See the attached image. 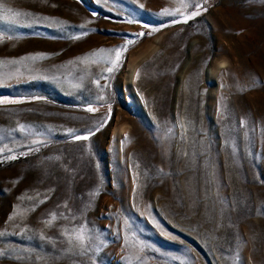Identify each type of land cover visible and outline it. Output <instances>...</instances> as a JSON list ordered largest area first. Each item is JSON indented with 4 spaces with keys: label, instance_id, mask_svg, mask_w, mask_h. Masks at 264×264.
<instances>
[{
    "label": "rangeland",
    "instance_id": "obj_1",
    "mask_svg": "<svg viewBox=\"0 0 264 264\" xmlns=\"http://www.w3.org/2000/svg\"><path fill=\"white\" fill-rule=\"evenodd\" d=\"M0 5V264H264V0Z\"/></svg>",
    "mask_w": 264,
    "mask_h": 264
},
{
    "label": "snow or ice",
    "instance_id": "obj_2",
    "mask_svg": "<svg viewBox=\"0 0 264 264\" xmlns=\"http://www.w3.org/2000/svg\"><path fill=\"white\" fill-rule=\"evenodd\" d=\"M181 2L183 3V0H181ZM184 6L187 7V4H184ZM0 11L12 13V10L11 9L3 8L2 5H0ZM165 14H167V15H176V13H174V12H171L170 13V12H167V10L165 11ZM199 14H200L199 11H193V12H191L190 15H188V16L185 17L184 22H187L188 19H191L194 16H197ZM12 15L14 17H19L21 15V13L15 12V13H12ZM7 18H9V17H7V16H0V19H7ZM140 35H143V34H140ZM101 51H104V50H101ZM112 51L115 52V59H112L111 56H109L108 58H106L103 61L105 63L110 64V67H108V69H107L108 72H112L114 68L118 67L119 62L122 59V55H121L122 54V51H124V50L123 49H115V50H112ZM40 58L41 57H31V59H33V60L40 59ZM137 75H139V74H137ZM6 103H18V101L0 100V104H6ZM89 111H92V109L90 108ZM90 134H92V133H90ZM76 139L77 140H80V139H88V137L87 136H77ZM126 139H127V137H126ZM12 158L15 159V157H12ZM76 239L79 240V241H82L83 240V236H77ZM0 255H2V254H0Z\"/></svg>",
    "mask_w": 264,
    "mask_h": 264
},
{
    "label": "bare ground",
    "instance_id": "obj_3",
    "mask_svg": "<svg viewBox=\"0 0 264 264\" xmlns=\"http://www.w3.org/2000/svg\"><path fill=\"white\" fill-rule=\"evenodd\" d=\"M134 70V69H133ZM133 74H134V72H133ZM132 80V79H131Z\"/></svg>",
    "mask_w": 264,
    "mask_h": 264
}]
</instances>
